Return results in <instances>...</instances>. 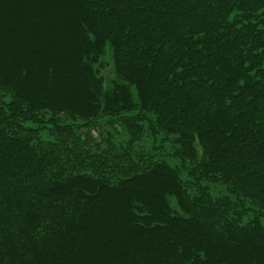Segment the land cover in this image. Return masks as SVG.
Instances as JSON below:
<instances>
[{"label":"trees","instance_id":"1","mask_svg":"<svg viewBox=\"0 0 264 264\" xmlns=\"http://www.w3.org/2000/svg\"><path fill=\"white\" fill-rule=\"evenodd\" d=\"M0 264H264V0H0Z\"/></svg>","mask_w":264,"mask_h":264},{"label":"rangeland","instance_id":"2","mask_svg":"<svg viewBox=\"0 0 264 264\" xmlns=\"http://www.w3.org/2000/svg\"><path fill=\"white\" fill-rule=\"evenodd\" d=\"M103 61L107 65L106 70L103 72V76L105 77L107 86H109L111 85V82L116 79V75L114 73V67H113V59L109 51L106 52V55L104 56ZM147 141H145L146 145L149 144Z\"/></svg>","mask_w":264,"mask_h":264}]
</instances>
